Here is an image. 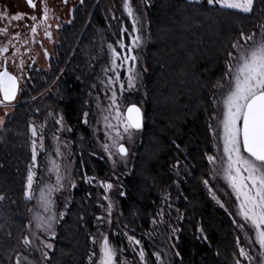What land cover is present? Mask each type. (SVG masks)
Wrapping results in <instances>:
<instances>
[{"label":"trees","instance_id":"trees-1","mask_svg":"<svg viewBox=\"0 0 264 264\" xmlns=\"http://www.w3.org/2000/svg\"><path fill=\"white\" fill-rule=\"evenodd\" d=\"M121 1L84 0L74 12L73 23L60 33L50 73L35 74L31 93L23 95L0 132V196L4 197L0 200V264H14L23 247L32 205V200L25 198L26 178L33 163L30 126L34 114L30 100L64 72L56 95L49 101L64 113L76 147L87 144V96L81 82L88 70L84 51L97 46L98 31L107 28L109 11L120 7ZM149 3L146 98L136 101L143 104L144 126L139 130L142 141L134 170L124 179L125 196L119 197L122 220L141 241L153 264H157L156 251L167 264H235L239 233L203 184L210 173L207 154L213 151L207 119L214 113L212 85L222 76L227 52L241 31L251 34L257 30L264 17V0H255L251 14L215 11L187 0ZM177 161L185 162L189 173L180 188L178 205L183 219L174 249L166 245L168 237L158 241L153 238L152 221L158 216L162 193L176 190L173 170ZM92 204L84 188L75 190L58 227L48 264H89L96 228Z\"/></svg>","mask_w":264,"mask_h":264},{"label":"rangeland","instance_id":"rangeland-1","mask_svg":"<svg viewBox=\"0 0 264 264\" xmlns=\"http://www.w3.org/2000/svg\"><path fill=\"white\" fill-rule=\"evenodd\" d=\"M125 0L121 1L120 7L117 9H112L107 15V28L100 29L98 31V43L93 50H85L84 58L87 62L88 70L82 79V84L84 91L87 96V118L84 116V121L86 127L89 130V137L87 139V144L84 146L76 147L74 141L71 139L72 130L65 119L64 113L50 104L49 98L54 97L58 91L59 79L64 75V72L58 80L52 83V85L45 90L40 95H33L31 101V110L34 114L32 120V125L34 124L38 130H42L44 135L43 149L38 147V155L36 164L38 167L35 168L36 177L33 185L34 198L32 199V205L29 212V221L27 224L26 236L31 238L33 232H35V227L30 229L28 227L29 222L32 221L34 213L37 209V201L35 196H38V185L43 183L54 182L55 175L49 174L46 168H50L49 159H54L58 163H61L66 169V178L64 180V189L55 194V199L57 201L56 209L58 212H65L63 219L59 220L56 226V232L60 223L65 219L67 211L71 206L73 200V194L75 190L80 187L84 188L89 200L93 201V208L95 210V217H103L104 219L100 222L96 220V228L92 234L95 238V243H93L94 251L99 252L100 244L102 243V233L109 237L110 242L123 249L122 255L119 256L120 261H127V264H153L151 261L145 257V261H141L139 258V249L141 245L129 244L127 236L131 235V231L124 225L122 216L119 210V197L125 195H120L121 192L125 193L124 179L126 176L130 175L135 167V161L137 157V151L142 141L141 131H136L133 135L132 141L128 142L125 140L126 146L129 148V155L126 161H121L119 157H116V165L112 163V159L108 157V154L103 150L102 144L106 143L104 138V127L102 116L106 115V112H102V108H107L110 104L111 89L107 85L108 76L112 73H108L106 76L103 69L110 66L111 54L108 49V44H112L117 48V51L124 52V50L119 49L118 42H123L125 45L132 46V37L135 35H140L142 37L141 46L136 48L130 53H125L128 55H136L138 57L137 61H128L124 69H121V80L126 81V68L128 66L134 65L136 71L140 73V77L137 81L136 89L132 91H125L123 97L121 98L122 107L129 106L131 103L139 104L143 107V104L137 100H144L146 98V65L145 56L148 46L150 45V31L149 24L147 22V7L149 6V0H129L134 13L139 17L140 23L138 24V32L132 31V18L128 16L127 11L124 8ZM84 3V0H83ZM81 0H36L37 7L32 9L26 4L24 0H0V13H7L6 19H0V28H8V35L0 34V47H8L9 52L2 54L3 56L11 57L15 50L18 48L20 56L16 57L17 63L19 59L23 58L25 61V68L23 70L24 78L21 80L22 90L19 93L18 100L15 103L8 104L5 108L0 106V118L4 120V125L0 126V132L3 130L9 117L13 115L17 106L22 102V97L25 93H29L34 86V76L37 73L49 74L51 71V62L57 58L58 49L60 46V33L65 26H68L74 21V12L83 5ZM44 4L47 5L49 11L48 24L51 27L48 29L51 32V38L45 35L44 26L37 29L35 36L31 33L30 25L32 21L29 19L31 15H36L39 19H42V8ZM17 13H24L25 16L21 20H11V16ZM260 25H264V17L260 19L258 23V28L255 31L257 34L260 32ZM59 26V27H57ZM127 29L124 32L123 29ZM19 34L16 36V34ZM15 37V38H14ZM11 42V43H10ZM243 43V41H241ZM13 45L15 47H13ZM47 53V54H46ZM9 70L17 73V69L9 62ZM117 93L119 96L118 84L116 85ZM31 93V92H30ZM29 93V94H30ZM99 98V99H97ZM100 105L98 108L97 105ZM5 112L8 115H5ZM85 112V113H86ZM217 109L214 106V113ZM208 116L207 123L212 124L213 128L217 127V122L211 119L213 116ZM51 114V115H50ZM63 118V128L56 121ZM99 121V123H98ZM209 128V126H208ZM210 130V129H209ZM212 136V153L208 155H214L216 153V148L214 147L215 141L213 138L212 130H210ZM59 138V147L63 153V159L55 155V147H57V141L53 137ZM32 139H34L32 137ZM67 145V147H65ZM185 162L179 163L178 169L174 167L173 173L176 176V190L174 193L166 191L162 193V203L158 210L164 209V223H160V217L157 216L155 219L157 224H153V238L158 241L162 237L168 239L165 241L166 245L169 247H176L175 240L178 239L180 223L183 219L181 210L179 208V201L181 195V185L187 180V174L189 173L188 167ZM209 164V163H208ZM177 165V164H176ZM210 173L205 179L209 181V184L204 187L206 192L215 203V205L227 212V214L232 219L238 233L239 238L237 243L239 247H246L248 242L245 240V232L249 235H253L251 230L245 226L244 230L239 227L240 224L244 223L242 218L236 214L237 205L235 197L227 195L230 193V188L227 187L226 182L220 178H213L212 168L213 165L209 164ZM63 171V169H62ZM86 177H94L91 183H89ZM105 183L111 182L113 188L111 190L105 191L101 186L100 182ZM70 182L75 183L76 187H70ZM211 187L212 191L215 192L216 197L225 205L221 207L209 192ZM108 196L112 201V214L108 217L106 211L108 207V200L104 197ZM167 197V199H165ZM111 220V224L107 221ZM175 227L177 231L172 232V228ZM135 237V236H134ZM119 239L117 242L115 239ZM136 238V237H135ZM48 242L53 244V249H43L42 251L48 252V259H45L41 251H33L25 253V246L23 245L21 251L18 254L25 253L28 256V260L31 264H48L50 254L53 252L55 244L54 240L48 239ZM137 239V238H136ZM38 243L34 241V244ZM145 254L146 250L143 247ZM163 253L166 250L159 248ZM259 251V246L254 245L252 248V255L257 256ZM157 252V251H156ZM17 254V255H18ZM162 259L164 260L162 254ZM168 258V257H167ZM95 259V257L93 258ZM237 260L241 261V264H249L244 258L238 256ZM165 264L166 263V260ZM15 264V261H14ZM23 264V261H22ZM90 264V261H89ZM98 264V262H97ZM252 264H256L255 261Z\"/></svg>","mask_w":264,"mask_h":264},{"label":"snow or ice","instance_id":"snow-or-ice-1","mask_svg":"<svg viewBox=\"0 0 264 264\" xmlns=\"http://www.w3.org/2000/svg\"><path fill=\"white\" fill-rule=\"evenodd\" d=\"M66 2V0H65ZM83 3V0H81ZM189 4H206L215 11H237L243 14H251L254 11L255 0H187ZM27 4L36 9L37 4L34 0H27ZM124 8L129 17L132 18V31L138 32L139 17L134 13L129 0H125ZM25 16L24 13H17L11 16V20H21ZM7 13H0V19H6ZM29 19L33 22L30 27L33 36L37 33V29L44 26L45 35L51 38V32L48 30L51 25L48 24L49 11L46 4L42 8V19L36 15H31ZM59 27V26H57ZM260 32H252L245 34L240 32V38L231 44V51L227 52V58L224 62V71L220 79L213 85L212 103L217 109L211 119L216 120L217 127L213 128L209 123V129L212 130L215 141L214 147L216 153L208 155L207 161L213 165V178H222L227 187L230 188L231 195L235 197L237 212L244 223L240 224L241 230L247 226L253 235L245 232V240L248 242L246 247H239V256L252 264H264V25H260ZM127 32V29H123ZM0 34L8 35V28H0ZM19 34L17 33L16 36ZM15 38V37H14ZM142 37L135 35L132 37V46L125 45L122 41L118 42V47L124 52L117 51V48L112 44H108V49L111 54L110 66L103 69L105 75L108 76L107 85L111 89L110 104L107 108H102V112L106 115L102 116L104 127V138L106 143L102 144L103 150L112 159L115 166L119 157L121 161H126L129 155V148L125 144V140L132 141L136 131L143 128L142 110L136 103H131L129 106L122 107L121 98L125 91L136 89L137 81L140 77L134 65L126 68V81L121 80V69L125 68L128 61H137L136 55H128L136 48L141 46ZM243 41V43H241ZM11 43V42H10ZM13 47H15L13 45ZM8 47H0V106L7 107L8 103L16 99L17 93L22 90L21 80L24 78L23 70L25 61L19 59L17 63L16 57L20 56L17 48L11 57L3 56L8 53ZM47 54V53H46ZM17 69V73L9 70V62ZM118 84L119 96L116 85ZM99 99V98H97ZM99 108L100 105L98 104ZM7 116L8 113L5 112ZM51 115V114H50ZM87 118L88 113H84ZM4 120L0 118V126L4 125ZM63 128V118L56 121ZM84 123H87L85 119ZM99 123V121H98ZM71 131V129H67ZM31 135L34 139L31 141V159L32 165L29 167L26 178L25 198L32 200L34 198L33 185L36 177L35 168L38 147L43 149L44 135L42 130H38L33 124L30 126ZM57 141L55 147V155L63 159V153L59 147V138L53 137ZM67 147V145H65ZM179 148V145H176ZM50 168L46 171L51 175H55L54 182L43 183L38 185V196H35L37 201V211L34 213L32 221L28 227L31 229L34 225L35 232L31 238L25 236L21 241L25 246V253H31L33 249L41 251L42 256L48 259V252L41 250L53 249V244L48 242V239L56 238V226L59 220L63 219L65 212H58L56 209L57 201L54 198L55 194L64 189V180L66 178L67 169L54 159H49ZM179 161H177L178 169ZM63 169V171H62ZM89 183L94 177H86ZM203 183L207 186L208 180ZM105 191L111 190L113 184L111 182H100ZM70 187L75 188V183L70 182ZM209 192L213 199L223 208L225 205L216 197L215 192L211 187ZM120 195H125L121 192ZM4 197L0 196V200ZM108 200L106 209L108 217L112 214V201L108 196L104 197ZM167 199V197H165ZM31 211V210H30ZM160 217V223H164V209L161 208L157 213ZM103 217H96L98 222L102 221ZM111 224V220L107 221ZM153 224H157L154 219ZM177 229L172 228L175 233ZM203 231V229H201ZM102 235V243L99 247V252H93L89 256L90 264H127V261H120L119 256L122 255L123 249L113 245L107 235ZM127 236L129 244L141 245V241L134 236ZM205 239H207L205 237ZM34 241L38 243L34 244ZM93 243L95 238L93 237ZM254 245L259 246L257 256H253L252 248ZM25 253L18 254L15 258V264H31L28 256ZM139 258L145 261V251L141 246L139 249ZM157 264H165L160 252L154 253ZM179 255V253H175ZM95 257V259H93ZM235 264H241L240 260H236Z\"/></svg>","mask_w":264,"mask_h":264},{"label":"water","instance_id":"water-1","mask_svg":"<svg viewBox=\"0 0 264 264\" xmlns=\"http://www.w3.org/2000/svg\"><path fill=\"white\" fill-rule=\"evenodd\" d=\"M19 93H20V91L17 93L16 99H15V100H13V101H11V102H10V103H8V104L15 103V102L18 100ZM137 106H139V107L141 108V110H142V114H143V126H144V110H143V108H142V107H141L139 104H137ZM138 131H139V130H138Z\"/></svg>","mask_w":264,"mask_h":264},{"label":"flooded vegetation","instance_id":"flooded-vegetation-1","mask_svg":"<svg viewBox=\"0 0 264 264\" xmlns=\"http://www.w3.org/2000/svg\"><path fill=\"white\" fill-rule=\"evenodd\" d=\"M25 2H26V4H27V0H24ZM34 2L36 3V0H34ZM28 5V4H27Z\"/></svg>","mask_w":264,"mask_h":264},{"label":"bare ground","instance_id":"bare-ground-1","mask_svg":"<svg viewBox=\"0 0 264 264\" xmlns=\"http://www.w3.org/2000/svg\"><path fill=\"white\" fill-rule=\"evenodd\" d=\"M51 79V78H50Z\"/></svg>","mask_w":264,"mask_h":264}]
</instances>
